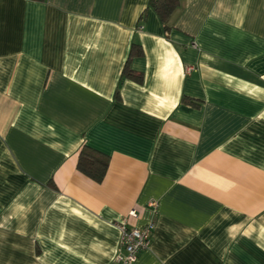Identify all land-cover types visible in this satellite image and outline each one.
I'll return each instance as SVG.
<instances>
[{
	"label": "crops",
	"instance_id": "obj_1",
	"mask_svg": "<svg viewBox=\"0 0 264 264\" xmlns=\"http://www.w3.org/2000/svg\"><path fill=\"white\" fill-rule=\"evenodd\" d=\"M169 25L149 0H0V264H119L123 218L154 222L132 264H264V0Z\"/></svg>",
	"mask_w": 264,
	"mask_h": 264
},
{
	"label": "trees",
	"instance_id": "obj_2",
	"mask_svg": "<svg viewBox=\"0 0 264 264\" xmlns=\"http://www.w3.org/2000/svg\"><path fill=\"white\" fill-rule=\"evenodd\" d=\"M179 5V0H149V6L156 12L159 20L163 24L165 32L170 29L169 18ZM142 48L137 43H132L125 64L123 66L121 77L129 78L136 82H142L143 74L134 70L130 66L133 57L141 56ZM183 101L193 102L187 97H183ZM109 164V155L105 154L87 144H83L77 155L76 168L93 179L96 182L102 181Z\"/></svg>",
	"mask_w": 264,
	"mask_h": 264
},
{
	"label": "built area",
	"instance_id": "obj_3",
	"mask_svg": "<svg viewBox=\"0 0 264 264\" xmlns=\"http://www.w3.org/2000/svg\"><path fill=\"white\" fill-rule=\"evenodd\" d=\"M193 66H187L186 72H190ZM128 216H135V209L127 213ZM120 229L119 250L116 260L119 264H132L138 253L150 246L154 222L150 221L140 227H129L126 218L118 223Z\"/></svg>",
	"mask_w": 264,
	"mask_h": 264
}]
</instances>
